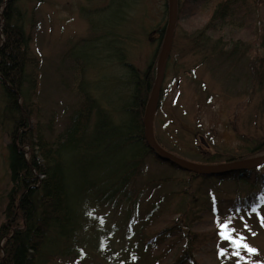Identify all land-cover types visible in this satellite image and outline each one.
Instances as JSON below:
<instances>
[{
  "label": "rangeland",
  "instance_id": "rangeland-1",
  "mask_svg": "<svg viewBox=\"0 0 264 264\" xmlns=\"http://www.w3.org/2000/svg\"><path fill=\"white\" fill-rule=\"evenodd\" d=\"M2 1L5 4L7 0ZM15 2L24 13L25 30L33 34L32 54L40 59V122L45 135L51 139L63 134L69 117L77 110L81 79L86 91L115 123L124 119L121 108L128 91L123 64H131L140 75L153 71L155 79L168 0H126L125 11L112 0ZM261 17L264 26V10ZM176 20L152 124L154 140L169 153L197 163L211 158L221 162L230 155L246 154L264 139V91L253 82L249 54L243 46L231 57L217 53L222 48L228 54L236 41L254 42L257 30L251 26L211 32L210 42L198 50L192 48L189 36L203 26L205 18L187 10L178 12ZM215 40L216 49L212 48L215 44L211 47ZM2 106L0 88V114ZM9 130V125H0V222L10 187L6 161ZM199 136L204 137L207 148ZM164 178L170 181L142 190L132 211L127 201L92 207L93 217L107 222L111 251L131 254L140 247L138 234L155 236L147 246V255L144 246V252L132 254V259H120V264H174L184 242H176L174 234L165 229L180 218L176 212L183 205V229L219 231V241L193 254L196 264H264V205L252 211L245 197L260 191L230 181L207 183L200 178L187 186L184 173L155 161L151 155L139 171L136 186ZM186 187L187 194H180ZM118 252L111 253L120 256ZM84 260L82 264L87 263ZM94 263L110 264L102 257Z\"/></svg>",
  "mask_w": 264,
  "mask_h": 264
},
{
  "label": "trees",
  "instance_id": "trees-1",
  "mask_svg": "<svg viewBox=\"0 0 264 264\" xmlns=\"http://www.w3.org/2000/svg\"><path fill=\"white\" fill-rule=\"evenodd\" d=\"M15 1L7 0L4 4L0 0V88L3 97L0 125L10 126L6 146L10 187L0 222V264H80L82 259L87 262L84 264H95L98 257L105 263L120 264V259H132V254L144 252V246L147 255V246L154 235L138 234L136 241L140 247L131 254L111 251L110 237L105 232L107 222L94 218L90 212L93 206L120 205L124 201L132 211L133 202L143 189L170 181L164 178L136 186L139 171L149 155L179 170L159 161L143 138L144 112L154 83L153 71L140 75L131 64H123L129 93L121 108L124 119L118 123L86 91L81 79L77 110L69 117L62 135L48 138L40 122V59L32 54L33 34L25 30L24 13ZM125 3L126 0L115 4L125 11ZM187 10L193 16L205 18L203 26L189 36L192 48L198 50L210 42L211 32L255 27L258 36L254 42L236 41L228 54L221 48L217 56L231 57L243 46L249 54L253 82L264 91V26L261 21L264 0H178L177 13ZM160 34L162 39L164 30H160ZM217 42L213 41L211 47ZM212 48L219 47L215 44ZM263 152L264 139L244 155H230L221 162L213 158L200 162L228 164L246 161ZM263 168L264 164L216 176L180 172L185 174L183 183L187 186L197 178L207 183L217 180L246 185L251 191H260L253 196L247 194L248 203L262 207ZM180 194L186 195L187 187ZM176 214L180 218L172 220L165 229L174 234L176 242H184L174 264H196L193 254L219 241V231L188 232V228L183 229L182 221L186 205ZM111 252H118L120 256Z\"/></svg>",
  "mask_w": 264,
  "mask_h": 264
},
{
  "label": "water",
  "instance_id": "water-1",
  "mask_svg": "<svg viewBox=\"0 0 264 264\" xmlns=\"http://www.w3.org/2000/svg\"><path fill=\"white\" fill-rule=\"evenodd\" d=\"M178 0H168V17L164 32V37L161 43L155 79L150 90L148 100L146 102L144 119H143V138L147 147L152 151V154L161 162L177 167L180 171L193 173L196 175H222L230 172L251 169L264 164V155L252 160L239 161L228 164H202L185 160L175 156L166 150L162 149L154 140L152 132V124L154 115L157 109L158 98L160 94L161 84L165 75L166 63L170 54L173 43V35L176 25ZM199 141L204 147H208L203 136H199Z\"/></svg>",
  "mask_w": 264,
  "mask_h": 264
},
{
  "label": "snow or ice",
  "instance_id": "snow-or-ice-1",
  "mask_svg": "<svg viewBox=\"0 0 264 264\" xmlns=\"http://www.w3.org/2000/svg\"><path fill=\"white\" fill-rule=\"evenodd\" d=\"M253 211H255V209H253ZM223 227V226H222ZM221 235L223 236V233H221ZM226 238V237H225ZM249 251H252V252H254L255 250L254 249H248ZM220 255H223V250H221V252L219 253ZM234 255L236 254V253H233Z\"/></svg>",
  "mask_w": 264,
  "mask_h": 264
}]
</instances>
